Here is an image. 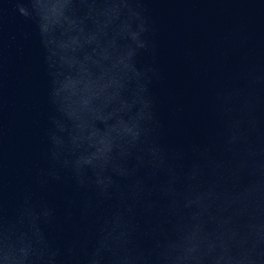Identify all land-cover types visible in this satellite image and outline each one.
Here are the masks:
<instances>
[{"label": "clouds", "instance_id": "clouds-1", "mask_svg": "<svg viewBox=\"0 0 264 264\" xmlns=\"http://www.w3.org/2000/svg\"><path fill=\"white\" fill-rule=\"evenodd\" d=\"M20 13L22 15H24L25 17L29 16V13L26 11L25 7H20L19 9ZM57 23V21L55 20H51V19H47V20H42V22L39 24V30L42 36V42L45 43V45L47 46L48 44H52L54 43L53 40H47L44 39L46 34L50 31V28L55 26V24Z\"/></svg>", "mask_w": 264, "mask_h": 264}]
</instances>
